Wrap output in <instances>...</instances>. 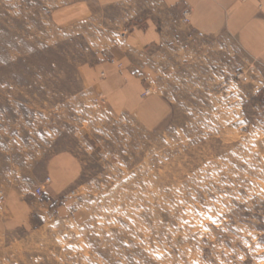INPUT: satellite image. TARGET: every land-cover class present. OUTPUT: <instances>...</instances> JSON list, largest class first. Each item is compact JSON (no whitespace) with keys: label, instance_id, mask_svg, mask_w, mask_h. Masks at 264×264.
I'll list each match as a JSON object with an SVG mask.
<instances>
[{"label":"rangeland","instance_id":"rangeland-1","mask_svg":"<svg viewBox=\"0 0 264 264\" xmlns=\"http://www.w3.org/2000/svg\"><path fill=\"white\" fill-rule=\"evenodd\" d=\"M84 1L0 0V264H264V58L193 36L108 95Z\"/></svg>","mask_w":264,"mask_h":264},{"label":"crops","instance_id":"crops-1","mask_svg":"<svg viewBox=\"0 0 264 264\" xmlns=\"http://www.w3.org/2000/svg\"><path fill=\"white\" fill-rule=\"evenodd\" d=\"M186 4L193 7L189 22L181 20ZM68 9L70 27L100 19L119 28L112 35L120 36V41L106 51L107 60L89 65L126 66L105 82L108 95H123L124 82L133 83L140 92V78L134 72L147 66H202L188 61L190 48L186 42L193 36L234 40L244 53L264 58V0H86ZM60 165V175L75 170L71 162Z\"/></svg>","mask_w":264,"mask_h":264},{"label":"built area","instance_id":"built-area-1","mask_svg":"<svg viewBox=\"0 0 264 264\" xmlns=\"http://www.w3.org/2000/svg\"><path fill=\"white\" fill-rule=\"evenodd\" d=\"M192 12H193V7L190 4H186L181 13V20L183 22H189L191 19ZM49 181H50V178H47V182ZM36 191L38 194H42L43 187L41 186L37 187ZM2 199H3V196L0 197V202L2 201Z\"/></svg>","mask_w":264,"mask_h":264}]
</instances>
